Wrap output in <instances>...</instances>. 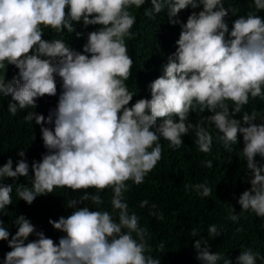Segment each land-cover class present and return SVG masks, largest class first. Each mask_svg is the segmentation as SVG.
<instances>
[{
	"label": "clouds",
	"instance_id": "clouds-1",
	"mask_svg": "<svg viewBox=\"0 0 264 264\" xmlns=\"http://www.w3.org/2000/svg\"><path fill=\"white\" fill-rule=\"evenodd\" d=\"M147 3L151 7L145 16L167 9L168 22L180 25L181 31L162 75L149 84L151 97L139 99L126 83L134 66L127 42L137 36L135 10ZM253 6L255 11L239 16L229 33L224 0H0V72L6 71L0 75V96L11 98L9 113L15 116L35 109L41 98L56 97L57 77L62 81L55 109L20 115L15 128L39 129L47 151L29 165L26 152L19 150L14 169L11 158L0 166V217L13 204L14 185L18 200L29 206L56 189L83 192L68 201L69 215L48 221L64 234L58 243L37 231L24 215L16 217L15 235L0 218V242L11 249L3 264H161L151 254L148 230L130 212L125 193L133 184L143 185L163 159L162 139L175 151L194 131L198 152L210 155L214 137L203 126L205 120L229 152L243 137L251 187L237 202L241 213L264 218V165L255 159H264V123H256L264 121V115L244 110L251 100L264 101V16L258 15L264 11V0H253ZM188 9L193 11L186 23L181 22L179 14ZM78 24L96 27L87 33L82 52L62 35L72 34ZM45 30L60 38L43 39ZM9 66L18 69L12 80L6 79ZM197 111L211 115L194 124L189 117ZM202 165L211 169L213 162ZM21 177L30 178L31 187L5 182ZM184 187L201 198L212 195L207 180ZM107 189L113 193L112 212L80 206L90 200L100 209L101 193ZM148 204L143 200L140 207ZM156 207L152 204L149 214L164 220ZM227 219H240L232 206ZM207 231L215 238L222 230L212 224ZM198 235L192 229L191 236ZM31 236L36 239L30 241ZM193 247L202 264H232L223 253L210 251L205 239L204 246L199 239ZM258 258L264 261L248 248L236 264H257Z\"/></svg>",
	"mask_w": 264,
	"mask_h": 264
},
{
	"label": "trees",
	"instance_id": "trees-1",
	"mask_svg": "<svg viewBox=\"0 0 264 264\" xmlns=\"http://www.w3.org/2000/svg\"><path fill=\"white\" fill-rule=\"evenodd\" d=\"M224 6L229 9L225 21L232 29L234 21L239 16H245L249 11H255L253 0H224ZM151 4L147 3L141 9L135 10L137 22L133 31L137 33L135 39L127 42L128 52L134 61L132 77L126 82L130 91L135 92L137 97L150 98L149 84L162 75V67L167 63V58L175 53L177 40L179 39L180 25H171L166 14L167 9L153 17L144 15L146 8ZM201 9H196L199 11ZM231 10H234V14ZM193 10L188 9L179 14L181 22H185ZM264 16V11L258 13ZM72 34L63 33V37L75 50L81 51L87 41V33L96 30L95 26L84 28L82 24L74 26ZM76 33H80L77 37ZM60 38L54 32L45 30L43 39ZM9 71L15 76H9ZM18 69L9 66L6 79L12 80L17 76ZM6 74L0 72V75ZM9 77V78H8ZM58 93L56 97H44L37 101V107L21 110L26 116L28 112L44 114L55 109L58 103L59 94L62 91V81L57 77ZM0 96V166L7 162L9 158L13 160V169L16 161L20 159L17 155L19 150L26 152V159L29 165L33 161H40L46 153L41 139V131L34 127L30 129L15 128L22 121V113L17 112L15 116L8 111V104L11 98ZM255 109L264 115V101L259 98L251 100L245 107L249 113ZM211 115L205 112H193L189 121L197 124L203 120L204 116ZM242 113L238 115L240 118ZM264 123V121H256ZM213 135V146L210 155L198 152L195 144V132L183 137L184 145L173 151L168 146V141L161 140L163 145V159L157 167L150 173L145 183L140 186L132 185L125 193L126 202L129 204L130 212H135L140 217V224L148 230L147 238L152 248V255L161 260V264H202L197 257V251L193 247L196 240L201 239L204 246V239L207 241L210 251L213 253H223L231 259L232 264H236L240 252L251 248L254 252H259L264 257V218L257 217L252 212L241 213L238 204L239 196L250 189L249 180L251 173L246 168V160L242 155L244 147L243 137L239 138L238 145L233 146V151L229 152L223 143L217 138L218 133L213 125L206 120L203 124ZM6 133V134H5ZM256 161L264 165V159L257 156ZM211 160V169L202 165V161ZM33 175L30 172V176ZM208 181L212 188L210 197L201 198L194 190H185L184 185L202 183ZM7 183H23L31 187V179L21 177L17 181L8 180ZM131 184V181L128 182ZM94 193L95 190H90ZM58 193V194H57ZM83 192H72L69 189H56L51 195L37 197L31 206L23 200H18L13 186V204L4 210V215L0 218L4 221V226L8 228L11 235H15L17 227L14 224L16 217L24 215L36 227L37 231L44 234L58 243L63 233L55 230L48 223L49 219L57 220L61 216H67L72 212L67 204L70 199L79 198ZM111 189L101 193L104 201L100 209H97L91 201H85L84 205L93 210H106L112 212L110 201L112 198ZM55 196V197H54ZM69 199V200H68ZM148 200L147 207L141 208L140 202ZM157 207L154 211L162 212L164 220H158L149 214L153 209L151 205ZM232 206L235 214L240 215L238 222L227 219L229 209ZM115 215V213H113ZM217 225L221 235L211 238L208 235V227ZM243 231L237 232V228ZM197 229L200 235L191 236L192 229ZM11 238V237H10ZM36 239L31 236L29 240ZM164 248L160 249V244ZM11 249L7 242H0V264H3L4 256ZM223 264V261H220ZM257 264H264V261L257 259Z\"/></svg>",
	"mask_w": 264,
	"mask_h": 264
},
{
	"label": "bare ground",
	"instance_id": "bare-ground-1",
	"mask_svg": "<svg viewBox=\"0 0 264 264\" xmlns=\"http://www.w3.org/2000/svg\"><path fill=\"white\" fill-rule=\"evenodd\" d=\"M6 134V133H5ZM58 194V193H57ZM55 197V196H54ZM69 200V199H68Z\"/></svg>",
	"mask_w": 264,
	"mask_h": 264
}]
</instances>
